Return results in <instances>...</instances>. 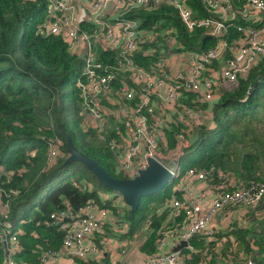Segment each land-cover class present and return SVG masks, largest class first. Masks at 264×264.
<instances>
[{"label":"built area","instance_id":"1","mask_svg":"<svg viewBox=\"0 0 264 264\" xmlns=\"http://www.w3.org/2000/svg\"><path fill=\"white\" fill-rule=\"evenodd\" d=\"M202 1L208 16H195L187 0H46L41 30L61 35L76 54L77 115L97 146L112 153L119 177H134L148 164L149 156L163 163L167 129L179 123L181 130L176 138L186 142L195 135L196 126L209 124L205 121L209 111L186 101H216L223 90L236 87L239 77L264 58V0ZM166 4L175 8L188 31L201 26L214 43L199 50L188 48L178 40L177 24L171 19L168 25L164 24L165 18L143 25L142 18L132 15L137 10ZM237 16L243 19L242 24L232 23ZM231 27L239 31L234 37H230ZM137 52L142 61L136 59ZM61 145L58 137L47 140L48 164L66 154ZM174 166H168L172 172L176 171ZM14 171L0 165V180L3 174L9 177ZM1 183V264H16L18 224L25 219L17 217L16 225L11 218L10 202L2 198ZM226 184L215 185L206 170L188 167L177 183L181 197L154 207L157 213L168 210L172 217L182 214L185 222L176 229L165 228L157 251L144 255L140 264H184L182 249L192 248L189 239L196 232L211 233L217 225H212L216 212L234 202L254 206L264 197V185L228 189L224 188ZM11 192L16 195L18 190ZM105 199L101 203L88 200L76 210L50 211L49 221L63 229V239L59 249L40 252L39 264H77L76 258L98 259L102 247L109 243L104 233L110 218ZM112 221L117 224L118 220ZM181 240L186 244L174 249ZM229 240L233 251L245 257L238 251L240 241L234 233H230ZM125 253L122 247L119 255ZM245 262L254 264L251 258ZM120 264L129 262L122 260Z\"/></svg>","mask_w":264,"mask_h":264},{"label":"trees","instance_id":"2","mask_svg":"<svg viewBox=\"0 0 264 264\" xmlns=\"http://www.w3.org/2000/svg\"><path fill=\"white\" fill-rule=\"evenodd\" d=\"M187 3L197 17L210 14L202 0H187ZM45 8L46 0H0V165L4 169H15L9 177L3 174L0 181L2 198L10 202L11 218L15 223L17 217L25 219L18 224L16 264L24 261L39 264L43 249L60 248L63 229L50 223V211L76 210L88 200L101 203L106 198L103 191H115L102 185L78 160L61 165L68 155L65 133L70 134L79 150L117 176L112 153L97 146L77 115L79 93L75 79L79 60L61 35L42 32L40 25ZM132 15L142 18L143 25L161 18L166 19L164 22L171 19L177 24L178 40L188 48L199 50L214 43L212 38L202 41L205 33L201 26L188 31L171 5L137 10ZM231 21L242 24L243 19L237 16ZM230 31V37L239 33L235 27ZM139 55L137 52L136 59L142 61ZM67 96L71 99L78 138L65 119ZM186 102L209 111L212 125L196 126L194 137L186 142L176 138L181 130L179 123L166 130V147L162 152L176 154V175L162 189L142 195L133 217L129 207L125 211L128 232L138 229L143 222L147 224L139 245L145 255L157 251L165 228L176 229L185 222L182 214L172 217L168 210L157 213L154 207L162 201L181 197V190L176 193L175 189L188 167L206 170L213 184L225 182L224 188L228 189L264 185V58L239 77L236 87L223 90L216 101ZM54 137L61 140V149L67 155L58 157L48 166L47 140ZM12 189H17L18 193L14 195ZM104 201L116 211L112 197ZM223 211H227L230 218L236 213L240 219L232 218L225 228L214 225L211 233L193 234L189 239L192 248L181 251L184 264H246L245 259L249 258L254 264H264V197L249 207L243 202L226 204ZM230 233L239 239L238 251L245 257L233 251ZM3 256L0 240V264ZM76 263L118 264L111 260L105 247L98 259L76 258Z\"/></svg>","mask_w":264,"mask_h":264},{"label":"water","instance_id":"3","mask_svg":"<svg viewBox=\"0 0 264 264\" xmlns=\"http://www.w3.org/2000/svg\"><path fill=\"white\" fill-rule=\"evenodd\" d=\"M207 37L211 36H204L203 41ZM202 46L203 44H201L200 47ZM65 137L67 141L68 155L65 157L61 165L63 166L74 160L83 163L93 172L96 179L102 185L114 189L121 194L123 201L129 206V211L132 217L134 216L142 195L151 194L162 189L167 182L174 177V173L167 165L161 163L152 156L148 157V164L145 167L140 168L138 174L134 177H119L112 175L96 159L79 150L70 134L65 133ZM175 192L177 193L178 189H176ZM184 244H186V241L181 240L174 249H177Z\"/></svg>","mask_w":264,"mask_h":264},{"label":"rangeland","instance_id":"4","mask_svg":"<svg viewBox=\"0 0 264 264\" xmlns=\"http://www.w3.org/2000/svg\"><path fill=\"white\" fill-rule=\"evenodd\" d=\"M165 25H168L167 22H164ZM217 67V66H216ZM217 69V68H216ZM65 104H66V110H65V119H66V122H67V126L68 128L72 129L73 132L75 133V136L77 137V133H79V131L77 130V126H76V123H75V119H74V116H73V112H72V103H71V99H70V96H67L66 99H65ZM173 119L175 121L176 118L173 117ZM205 121L208 122L209 126L212 125V117L210 115V113H208V115H206L205 117ZM78 131V132H77ZM194 135H191L189 137V139H191ZM78 138V137H77ZM59 145V144H58ZM67 154H65L64 156H66ZM62 157V156H60ZM55 158V157H54ZM58 158V157H57ZM177 158L176 154H174L173 152L171 153H166L165 154V157L164 159H162V162L165 163L167 166H174V160ZM178 161V160H177ZM52 163H49L48 166H50ZM47 166V165H46ZM47 166V168H48ZM175 169L177 167V162L175 164ZM101 186V185H100ZM104 195L106 196V198H111L112 197V200H113V204L116 205V211H113L112 208H109L110 210V214L112 216H114V220L115 218L118 219L117 221V224H114L115 226H113L109 236L106 238L107 241H109L110 239V236L111 238H116V239H119L121 237H126L128 239H126V243H123V244H120L118 245V255H119V252L121 250L122 247L126 246V251H128L129 249V246H130V243H128L127 241H130L132 242L131 245L133 243H137L139 242L140 238H142V234L143 232L145 231L146 232V229H147V224L146 222H143L138 229L134 230V231H129L128 232V229H129V222L127 221L126 217H125V211L127 210V207H129L122 199L121 197V194L118 193L117 191H113V190H107L106 192L103 191ZM163 202V201H162ZM228 212L225 211V214L222 211H219V213H215V219L212 223V225H214V223H216L218 226H222V227H227L229 225V223L232 221V218H235V219H240V215L234 213L230 218V216L226 215ZM116 216V217H115ZM261 216V215H260ZM262 219L264 220V216L262 217ZM246 221L245 219H242V222ZM125 225H127L126 228H123ZM112 233V234H111ZM106 235V234H105ZM107 236V235H106ZM129 237H132L129 239ZM124 241V242H125ZM112 244V242H109L107 244H105L106 246V249H112V246L110 245ZM133 245H136V244H133ZM129 253V251H128ZM241 257V256H240ZM239 257V258H240ZM141 263V262H140ZM139 263V264H140ZM202 264V263H201ZM204 264V263H203Z\"/></svg>","mask_w":264,"mask_h":264},{"label":"crops","instance_id":"5","mask_svg":"<svg viewBox=\"0 0 264 264\" xmlns=\"http://www.w3.org/2000/svg\"><path fill=\"white\" fill-rule=\"evenodd\" d=\"M177 187V186H176ZM175 191H176V189H175ZM105 196V195H104ZM106 197V196H105ZM170 215V214H169ZM116 217V216H115ZM117 219V218H116ZM112 220H114V216H112L111 214H110V218L108 219V222H106L105 223V225H104V233L107 235V236H109V234H110V232H111V230H112V228H113V226H115L112 222ZM118 220V219H117ZM216 220V219H215ZM114 229V228H113ZM147 231V230H146ZM112 234V233H111ZM145 234H146V232L144 231L143 232V234H142V238H140V240H139V242H135V243H133V244H136V245H131V243L132 242H130V241H127L128 243H130V246H129V249H128V251H129V253H128V251H126V253L125 254H120V255H118V245H120V244H123V243H126V239H128V238H126V237H121V238H119V239H116V238H111V236H110V239H109V242H112V244H110L111 246H112V249H111V251H110V249H107L108 250V252H109V256H110V258H111V260H113V261H116V262H118V264H120L121 262H122V260H125V261H128L129 262V264L131 263V264H139L140 262H141V260L143 259V257H144V253H142L141 251H140V247H139V245H140V243H141V241L143 240V238H144V236H145ZM130 238H132V237H129V239ZM125 241V242H124ZM170 240H168V242H169ZM171 246V242H169L168 243V247H170ZM124 247H126V246H124ZM106 248V247H105Z\"/></svg>","mask_w":264,"mask_h":264},{"label":"bare ground","instance_id":"6","mask_svg":"<svg viewBox=\"0 0 264 264\" xmlns=\"http://www.w3.org/2000/svg\"><path fill=\"white\" fill-rule=\"evenodd\" d=\"M177 164H178V161H177ZM176 171H177V167H176ZM176 171L175 172H173L174 173V176L176 175L175 173H176Z\"/></svg>","mask_w":264,"mask_h":264}]
</instances>
